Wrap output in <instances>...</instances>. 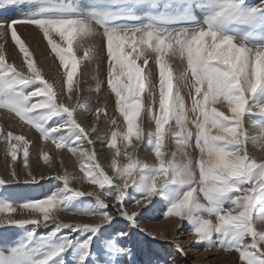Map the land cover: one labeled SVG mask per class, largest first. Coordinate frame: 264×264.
<instances>
[{"label":"snow or ice","instance_id":"1","mask_svg":"<svg viewBox=\"0 0 264 264\" xmlns=\"http://www.w3.org/2000/svg\"><path fill=\"white\" fill-rule=\"evenodd\" d=\"M0 11L20 14L0 20V109L34 129L41 141L75 156L83 180L100 190H73L67 174L37 178L29 167L30 141L0 130L13 163L22 150L24 184L45 178L62 184L40 198L0 189V228L20 230L15 236L0 232V264H138L129 229L151 237L143 264H181L177 257L187 253L180 242L173 255L152 243L168 241L166 235L137 222L138 210L154 198L165 202L166 220L186 222L204 251L235 254L237 264H264V230L256 228L257 220L264 224V160L248 150L250 142L264 148V0H0ZM18 25L38 30L54 53L61 91L37 67ZM98 36L107 57V86L124 125L106 145L114 150L112 176L85 147L92 137L77 120L82 65L96 59ZM8 37L23 57L20 67L6 57ZM176 60L183 65L179 71ZM102 113L106 108L96 109L97 121ZM146 118L154 126L147 133ZM249 120L256 136L247 130ZM111 124L117 126V119ZM92 131H99L95 122ZM145 140L154 163L137 155ZM170 142L177 151H169ZM40 158L51 167L47 152ZM13 182H21L14 168L0 186ZM85 195L95 197L87 207L77 204ZM129 196L137 209L131 213L125 207ZM109 197L115 201L112 214ZM18 211L29 218L16 219ZM59 212L99 217V224L62 223ZM49 225L54 227L37 233ZM80 233L87 235L78 238Z\"/></svg>","mask_w":264,"mask_h":264},{"label":"rangeland","instance_id":"2","mask_svg":"<svg viewBox=\"0 0 264 264\" xmlns=\"http://www.w3.org/2000/svg\"><path fill=\"white\" fill-rule=\"evenodd\" d=\"M9 12L10 11H0V17L4 16L6 13H9ZM3 18H5V17H3ZM5 19L8 20L7 18H5ZM57 42H59L58 39H57ZM44 43L47 46L45 41H44ZM11 45H13V50H15L14 52L22 60L23 57L21 55H19V52H18L17 49H14L15 48L14 44L11 43ZM29 50L31 51V53L33 54V57L35 59V55H34L32 49H29ZM47 50H48L47 51V57H48V59L52 60V62L55 64V71H56V75L55 76H57L56 77L57 80L56 81L55 80H53V81L51 80L52 82L50 81V83H52L53 85L55 84L54 87H58L59 86L57 89L61 91L62 88H63V75H62V71L59 68V62L55 58L54 53H52L51 50H49V49H47ZM78 55H80V54H78ZM81 56H83V55H81ZM86 62L87 61H85V63ZM91 62L93 63V61H91ZM85 63H83V65H82V71H83ZM106 63H107V61H106ZM150 64H153L152 73H153V81L155 82L156 81V67H155V64L152 63L151 61H150ZM174 66H176V70H180L183 67V65L181 64V62L179 60H176L174 62ZM45 77H47V76H45ZM46 79H48V78H46ZM51 79H53V78H51ZM82 81H83V76H82ZM82 87H83V82L80 83L81 99H80V102H79L78 110H80L81 107L83 109H81V112L79 114L77 112V116L79 117L80 114L81 115H85V118H87L86 124L88 126V127L86 126L85 128L88 129L92 118L96 119V109L105 107L107 103L106 102L102 103V101L99 102V100L96 103V100L95 101L93 100V105H92L91 102H90V101H92L91 100L92 99L91 96L88 97V99L86 98V96L89 95V94H92V93L97 94V92H98L97 88H95V90H93L92 93H90L91 92L90 90H88L87 88H84V90H83ZM102 87H104L105 92L107 94V98H108L107 102L111 106V111L112 112H110V117H114L115 119H117V122L120 124V127L117 128V127H115V126H113L111 124V121H110L111 118H109L107 120H104V122L102 121L104 123V125H106V130H105L106 132L105 133H101L100 132L99 135L100 136H105L106 134H108V135H106V137L110 138V135H111L112 131H121V130H123L124 125H123L122 118H120L119 114L115 111V97L110 92V90H109V88L107 86V79L105 80L104 83H102ZM183 95L187 99V97H188V90L187 89L183 90ZM64 97L67 98V96H64ZM74 103H76L75 97H74ZM84 103H86L88 105V107H86V109H88V110H85V108L83 106V105H85ZM2 112H5V111L3 109H0V130H3V132L6 133L7 131H9V129L6 130L5 127L3 126V123H2V120H1ZM77 120L80 123L79 118H77ZM119 120H121V121H119ZM97 123H99V122L97 121ZM246 123H247V130H248V132H250V136H256L257 135V130H254L252 128L251 121L249 120ZM144 125L150 126V130L149 131L154 130L153 124L147 118L145 119V124ZM23 126H24V128H26V130L31 132L32 135L36 134V137L38 138L37 139L38 143H40L39 144L40 148L43 147V144L44 145L51 144L50 141H48V142L41 141L40 138H39V134L37 132H35L34 129H30L29 126H27V125H23ZM92 133H94V132L92 131V127H91V132L89 133L91 135V137L93 136ZM15 135H18V134H15ZM99 141L101 142L103 140H99ZM144 142H146V144H147V140H145ZM105 144L107 145V143L103 144V142H102V144H100V146L103 145L102 146V148H104L103 152H104L105 156L107 157V160H109L110 158L108 157V153H109V151H110V153L111 152L113 153L114 150H112V149L107 150L108 148H107V146ZM120 145H121L120 149L123 150L124 145L122 143H120ZM85 147L89 148L88 145H85ZM168 148H169L170 152H174V151L178 150V146H177V144L175 142H170L169 145H168ZM148 149H149V145H147V147L145 149V151H146L145 154L147 155L148 158L154 159L151 156V153H150V151ZM250 149H251V152L253 150H256L255 154H253V153L251 154V152L249 153V155L252 158L257 159L258 161L259 160H264V148H262L259 144L254 145V144H252L250 142L249 145H248V150H250ZM0 150L2 152H4L5 155H7L6 144H5V142L3 140H0ZM42 150H43V148H42ZM189 151H192V154L195 157L196 153L193 150H191V149ZM40 153L41 154H38L36 159H33L34 164L35 165L37 164L38 170H37V168H35V170H37V171L33 170V165L34 164H31L32 163L31 162V157L29 155V167H30L31 171L32 170L34 171V172L32 171V173L34 175L37 174V173L39 174L40 173L39 170H41V169L43 170V172H45V170L48 169L47 167L49 166L48 164H45L43 162V160L40 158L43 155L44 152L43 153L40 152ZM48 154H49V152H48ZM1 158H2V155H1ZM49 159H50L51 166H54V169L59 170V172H63L64 174H68L71 177H73L74 172L75 173L78 172L79 173L78 176H81V178H83V173L80 171V163H79V161L77 160V158L75 156L73 157V155L68 153L66 150L60 149L59 152H57L55 154H49ZM151 159H148L147 161L141 159V161H144V162H147V163H154V161H150ZM178 159H179V157H178ZM8 160H11L10 157H8ZM62 161H66V163L65 162L63 163ZM123 162H126V161H123ZM70 163H73V165H70ZM77 164H79V166H77ZM61 165L63 167H61ZM100 166L106 171V169L101 164H100ZM72 167H74V168H72ZM14 168H15V170L18 169V175H19V173L27 175V173L23 171L24 168H23L22 150H21V153L18 154V159L15 162ZM65 168L68 169V170H66ZM49 170H51V167H49ZM63 173H62V175H64ZM107 174H108V172H107ZM56 175H61V173H59V174L54 173L50 177H54ZM108 175L111 176L110 174H108ZM0 179H2V178L0 177ZM73 183L74 182L71 179L69 187L72 188L73 190L81 191V190H79L80 187H78V188L74 187ZM116 183H120V181L117 180ZM80 184H81V188L84 189V190H89L90 189L89 190V192H90V191L93 190L91 188H94V192L93 193H99L100 192V190L96 186L91 185V184H89V183H87L85 181H84V183L81 182ZM57 186H62L61 182H59V181H57L55 179L45 178L43 180H40L39 183H37V184L10 183V184H6V185H3V186H0V189L7 190L8 192L16 194V195H18L21 198H24V197H27V198H40V197H43L44 195L48 194L51 190H54ZM129 192H132V190L129 189ZM132 195L134 196V195H137V194L136 193H132ZM94 199H95L94 196L85 195L81 200L77 201V204L83 203V205L85 207H87V206H90V204L92 202H94ZM107 200H109L110 203ZM111 201H112V203H111ZM105 203L108 205V210H109L110 214L115 213L116 208L113 207V205L115 204V201L112 198L109 197V198H107L105 200ZM125 207L129 211V213H131L132 211H136L137 210L133 206L132 196H129V197L126 198ZM165 212H166V204H165V202L162 199H160V198H154V204L153 205H149L148 208H140L138 210L137 222L140 224L141 227H142V224H147V225L148 224H152V223H157V224L158 223L159 224L163 223V224H165V223L171 222L172 220H166L164 218V213ZM59 214H66V215H69V216H75V217L83 218L84 220L95 219L94 223H87L85 221H83V222L78 221V222H71L70 224H81V225H83V224H89V225L99 224V217L80 216V215H72L70 213H65V212H59L57 214V219L60 222H62V223H68V222H64L63 220H61ZM13 215L15 216L16 219H28L29 218L26 213H20L19 211L17 213H14ZM122 223L125 226H127V222L126 221H123ZM172 223H175V228L176 229L173 228V230H174L173 232L174 233H172L171 237L172 236L173 237L170 239V241H165L163 243L162 241L157 240V241H154L152 243H155V244H158V245H163L166 250L172 251L173 255H175V252H174L175 243L176 242H180L182 244V247L184 248L185 252L187 253V255L185 257H177L181 261V264H237V256L235 254H233L232 256H229V255L222 254V253L216 252V251H204L203 246L200 245V244H197L191 238L189 230H188V225L186 224V222H185V224L183 226H178L176 224V222H174V221H172ZM28 227L31 228L32 226H28ZM52 227H54V225H49L48 229H46L43 226H41L39 229H37V233L38 234H44L47 231H49ZM103 227H106V225L102 226V228ZM256 228H257L258 231L259 230H264V224H261L259 222V220H257ZM19 231H20L19 229H16L14 227L7 228V229L0 228V232H5L6 235H8V236H15ZM65 231H67V230L66 229L62 230V233L65 232ZM129 231H131L132 234H133L132 243L129 245V247L136 248L135 260L138 262V264H143V261L146 259L147 249L150 246L149 242L151 241V237L149 235H147L146 233L139 232L138 229H134V230L133 229H129ZM85 235H87V234L86 233H80L78 238L82 237V236H85ZM203 253H208V254H206L207 257L205 256L207 259H205V257L200 255V254H203ZM212 254H214V255H212ZM68 258L71 259L70 256ZM93 259H95V253L93 254Z\"/></svg>","mask_w":264,"mask_h":264},{"label":"bare ground","instance_id":"3","mask_svg":"<svg viewBox=\"0 0 264 264\" xmlns=\"http://www.w3.org/2000/svg\"><path fill=\"white\" fill-rule=\"evenodd\" d=\"M18 15H20V14L15 13V12H9V13H6L4 16L0 17V20H6L5 18H7V19L17 18ZM3 17H5V18H3ZM17 28H18V32H19V35L21 36V38L27 43V45L29 46V49H32V51L35 55V59L37 61V67L40 68V70L42 71V73L45 76H47L45 78H48L49 82L51 80L56 81L57 76H55L56 75L55 64L52 62V60L48 59V57H47V51H48L47 49H49V48H48V46L45 45L44 41L42 40V35L38 32V30L34 29L32 26H20V25H18ZM98 31H102V30L98 29ZM56 39H58V41H59V38H56ZM59 42L63 43L62 41H59ZM11 43L13 44V42L11 41V38L8 37V43L5 45L6 57L10 63H14L17 67H20L23 63V58L21 60L18 57V55L14 52L15 50H13V45H11ZM94 43H95V47H96V59L93 60V63L92 62H86V63L84 62L85 65L83 68V81H82L83 87H82V89L84 90V88H87L88 90L91 91L90 93H92V91L95 90V88H98L99 90H98L97 94H94V93L89 94L86 96V98L88 99V97L91 96L92 101H90V102L92 105H93V100L94 101L96 100V103L99 100V102L102 101V103L106 102L107 104H106V106L104 105L105 107H103V108H106V116H105V114L104 115L101 114L100 118L98 120L99 123H97V120L95 118H92L90 125H89V128L87 129L90 133L91 127L93 126L94 122L96 123V126L99 129L98 133L97 132L92 133L93 134V136H92L93 144L91 146H89V150L95 152L97 162L99 164H101L106 169V173L108 172V174H110L112 176L113 173H112V170L110 167V161H111V157H112L113 153L112 152L110 153V151H109L108 157L110 159L107 160V157L105 156V154L103 152L104 151V148H102L103 145L100 146V144H102V142H103V144L107 143L109 138H107L106 135H108V134H106L105 136L99 135L100 132L101 133L106 132L105 131L106 125H104V123H103L104 120H107L109 118H111V119L114 118V117H110V112H112L111 106L107 102L108 101L107 94L105 92L104 87H102V83H104L105 80L107 79V71H108L107 63H106L107 57H106L105 52L103 51L102 37H99V36L96 37ZM78 54H80V56L83 55V48H81L79 50ZM152 66H153V64H151V71L153 68ZM174 67L176 68V66H174ZM177 71H179V70H177ZM51 78H53V79H51ZM58 87H55V88L57 89ZM57 91H60V90L57 89ZM65 96H67V95H65ZM63 99H64V102L67 103V100H66L67 98L63 97ZM73 103H74V98H73ZM84 104L85 105H83V104L82 105L84 106L85 110H88V109H86V107H88V105L86 103H84ZM81 109H83V108L81 107ZM81 109L77 111L78 114L81 112ZM77 118H79L80 123L84 127L87 126V124H86L87 118H85V115L80 114V116L79 117L77 116ZM111 119H110V121H111ZM1 120H2L3 126L5 127L6 130L9 129L18 135L22 134L30 141V144H29V153L30 154L29 155L31 157V162H32L31 164H34L33 159H36L38 154H41L40 152H42V153L43 152H47V153L49 152V154H55V153L59 152V150H57L55 148V146L52 144H47V145L43 144V147H42L43 150H42V148H40V145H39L40 143H38V140H37L38 138L36 137V134L32 135L31 132H29L28 130H26V128H24V126L22 125V123L20 121L19 122L17 121L18 119L11 118L8 113L2 112ZM119 121H121V120H119ZM115 127H117V128L120 127V124L118 123V125ZM144 128H145L146 133L150 130V126L144 125ZM249 134H250V132H249ZM99 140H103V141L100 142ZM147 145H148V143L146 144V142H144L142 144V146L138 149L137 155H138L140 160L143 159V160L147 161L148 159H151V158H148L147 155L145 154V152H146L145 149H146ZM117 147L118 148L121 147L119 141H118ZM107 150H109V149H107ZM250 152H251V149L249 150V153ZM255 152H256V150H253L251 152V154L252 153L255 154ZM1 155H2V158H1ZM150 161H154V159H151ZM62 162L66 163V161H62ZM10 165H11V167H10ZM14 165H15V163H13L11 160H8V156L5 155L4 152H2L0 150V177L3 180H5V181L11 180V171L14 168ZM70 165H73V163H70ZM77 166H79V164H77ZM61 167H63V166L61 165ZM35 168H37V164L33 165V170H35ZM47 168L48 169H46L45 172H43L42 169L39 170L40 173L39 174L37 173L38 175L35 174V176L37 178H39L41 175H43L44 177H50L54 173H57V174L61 173V175L63 173V172H59V170H57V169H54V166H51V170H49V166ZM72 168H74V167H72ZM37 170H38V168H37ZM37 170H35V171H37ZM66 170H68V169H66ZM16 171L18 173V169ZM78 174H79L78 172H76V173L74 172L73 177H72V181L74 182L73 183L74 187H76V188L80 187L79 190H81L84 193H89L90 189L84 190L81 188L80 183L81 182L84 183V180H83V178H81V176H78ZM69 177H71V176H69ZM25 178H26V174L19 173V180L21 181L20 183H23V180ZM13 183H15V182H13ZM91 189H93V190L90 192H94V188H91ZM107 201H109V200H107ZM109 203H110V201H109ZM111 203H112V201H111ZM59 216H60L61 220H63L64 222H68V223L78 222V221H81V222L85 221L87 223H94V221H95V219L84 220L83 218H79V217H75V216H69L66 214H59ZM142 227L145 228L147 230V232H151L154 234L163 233L164 235H166L168 237V241H170V239L173 237V236L171 237V235H172V233H174L173 228H175V223H172V221H171V222H168L165 224H163V223H161V224L152 223V224H148V225L142 224ZM162 242L164 243L165 241H162ZM206 254H208V253H203L200 255L205 257ZM212 255H214V254H212ZM206 257H205V259H207Z\"/></svg>","mask_w":264,"mask_h":264}]
</instances>
